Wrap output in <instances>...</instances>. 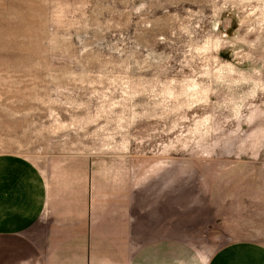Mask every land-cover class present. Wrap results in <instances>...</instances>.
<instances>
[{"label":"rangeland","instance_id":"1","mask_svg":"<svg viewBox=\"0 0 264 264\" xmlns=\"http://www.w3.org/2000/svg\"><path fill=\"white\" fill-rule=\"evenodd\" d=\"M0 153L94 195L104 264L264 249V0H0Z\"/></svg>","mask_w":264,"mask_h":264},{"label":"crops","instance_id":"2","mask_svg":"<svg viewBox=\"0 0 264 264\" xmlns=\"http://www.w3.org/2000/svg\"><path fill=\"white\" fill-rule=\"evenodd\" d=\"M94 202L82 189L56 205L37 164L0 153V264H104L102 210ZM209 264H264V249L232 244Z\"/></svg>","mask_w":264,"mask_h":264}]
</instances>
